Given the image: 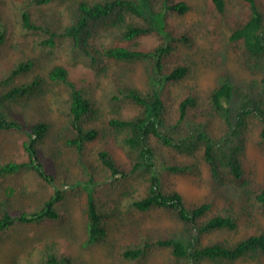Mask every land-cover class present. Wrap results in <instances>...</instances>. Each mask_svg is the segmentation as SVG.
<instances>
[{
  "label": "trees",
  "instance_id": "16d2710c",
  "mask_svg": "<svg viewBox=\"0 0 264 264\" xmlns=\"http://www.w3.org/2000/svg\"><path fill=\"white\" fill-rule=\"evenodd\" d=\"M210 2L218 16L219 30L224 31L226 27L228 39L241 52L246 68L252 74L261 73V78L244 81L228 70L221 71L208 95L207 108L199 109L194 94H188L179 102L178 117L173 123L167 120L163 91L168 83L182 80L189 72L188 65L179 56L180 44H187L189 38L168 29L166 19L171 14L186 13L188 5L184 1L21 0L14 5L19 29L34 36L32 47L62 60L47 71L46 77L39 74L27 77L34 61L19 59L5 78L0 79V132L23 134L27 153L26 161L1 163L0 178L27 168L53 188L34 209L2 211L1 201L0 232L17 225L47 224L62 217L57 205L64 200L65 189L55 185V177L46 169L36 147L45 136L48 124L42 120L30 123L23 118L7 117L10 102L43 94L49 107L63 120L56 130V138L75 149L77 162L86 172L87 189L81 188L84 193L80 198L88 224L86 245L105 237L106 220L112 214L95 194L97 180L85 159L86 144L99 134L92 122L103 116L111 147L124 154L126 163L119 161L110 149L101 148L96 154L98 164L108 171L109 179L119 181L132 177L145 181L144 191L139 195L124 194L127 195L126 209L137 213L163 209L183 225L179 231L124 243L118 249L121 259L143 262L156 248L168 249L176 264H199L204 260L222 264L264 254V226L258 233L237 241L218 240L202 245L200 241L205 233L234 230L239 214L228 208L207 216L212 207L210 202L188 205L176 189L165 188L168 174L193 173L198 170L201 158L216 184L232 197L249 194L255 209L264 217V188L249 192L241 166L249 118L257 122L258 142L264 144V2L240 0L247 5L248 12L233 22L226 17L225 0ZM6 33L7 24L0 17V53ZM150 33L158 35V45L151 49L138 48V38ZM136 60H148L151 65L147 92L116 76L109 65ZM67 64L85 67L92 72V78L74 77ZM124 104L137 107L139 112L125 117ZM190 109L196 110L202 119H194L195 114L189 117ZM208 119L222 124L219 134L207 128ZM182 122L189 126H181ZM152 138L160 148L174 150L193 160L168 163L150 143ZM44 243L34 258L36 249L28 252L31 259L27 264H73L57 251L53 241Z\"/></svg>",
  "mask_w": 264,
  "mask_h": 264
},
{
  "label": "rangeland",
  "instance_id": "374dc122",
  "mask_svg": "<svg viewBox=\"0 0 264 264\" xmlns=\"http://www.w3.org/2000/svg\"><path fill=\"white\" fill-rule=\"evenodd\" d=\"M19 1L21 0H0V17L7 24L6 38L1 45L0 79L5 78L7 71L16 61L26 58L34 61V67L27 77L35 74L46 77L47 71L62 59L32 47L34 36L22 32L16 20L14 5ZM182 1L188 5L187 12L181 15L171 14L166 19L168 29L184 33L189 38L187 44L179 46L180 59L188 65L189 72L182 80L168 83L163 91V102L167 107V120L170 123L176 121L179 102L188 94H194L199 109L207 108L208 95L215 87L221 71L228 70L244 81L261 78V73L252 74L246 68L241 52L235 43L228 39L229 32L225 30L226 27H223L224 31L219 30L218 16L210 0ZM225 7L229 22L243 17L248 12L247 5L242 4L240 0H225ZM137 42L138 48L151 49L158 45L159 37L156 33H150L139 37ZM109 65L116 76L127 80L140 91L150 90L149 76L152 70L148 60ZM67 67L76 78L80 76L92 78V72L81 65L67 64ZM8 109L10 111L7 117L23 118L30 123L42 120L48 124L45 136L36 147L46 169L54 175L55 185L65 189V198L57 205L58 211L62 214L60 220L47 224L17 225L0 232V264H27L31 259V255L28 254L30 250L36 249L32 254L34 258L41 250L38 248H42L44 242L51 241L56 244L57 251L68 257L73 264H176L169 250L164 248L153 249L143 262L128 261L118 256V249L124 243L138 242L148 236L179 231L183 225L163 209H151L144 213L126 209L127 195L124 194L130 197L139 195L144 191L145 181L132 177L119 181L109 179L108 171L98 164L96 154L101 148L110 149L119 161L126 163L124 154L111 147L103 116L92 122L99 134L94 141L86 144L85 159L97 180L95 194L112 214L106 220L105 237L95 244L86 245L88 224L80 201L84 193L81 188L87 189L84 183L86 172L77 162L75 149L55 136L63 121L62 118L49 107L43 94L34 95L25 101L10 102ZM138 112V108L133 105L122 106V114L125 117H132ZM192 114L196 115L194 119H202L194 109L188 112L189 117ZM186 125L188 124L181 123V126ZM207 128L212 133L219 134L222 131V124L216 119H208ZM258 128L255 120L252 118L247 120L245 154L241 158L248 191L251 193L264 188V144L258 142ZM25 139L23 134L16 131L0 132V164L8 160L26 161L27 153L23 144ZM150 143L159 149V153L170 164L188 163L193 160L192 157L174 150L160 148L153 138ZM165 188L176 189L188 205L210 202L212 207L207 216L228 208L239 214L238 225L234 230H214L205 233L201 237L202 245L218 240L237 241L258 233L264 226V217L255 209L249 194L245 193L241 197L228 195L225 188L220 187L211 178L208 167L201 158L198 160V170L193 173L168 174ZM52 189L32 170L22 168L16 174L0 178L2 211L6 208L11 212L37 208ZM226 197L230 200L227 201ZM199 264L212 263L204 260ZM222 264H264V254L253 258L242 257Z\"/></svg>",
  "mask_w": 264,
  "mask_h": 264
}]
</instances>
